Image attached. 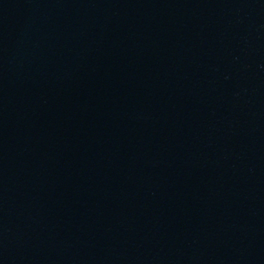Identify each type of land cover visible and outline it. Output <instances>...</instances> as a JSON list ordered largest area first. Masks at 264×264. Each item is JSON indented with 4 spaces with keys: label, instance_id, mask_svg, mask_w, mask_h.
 <instances>
[{
    "label": "water",
    "instance_id": "95a60500",
    "mask_svg": "<svg viewBox=\"0 0 264 264\" xmlns=\"http://www.w3.org/2000/svg\"><path fill=\"white\" fill-rule=\"evenodd\" d=\"M0 264H264V0H0Z\"/></svg>",
    "mask_w": 264,
    "mask_h": 264
}]
</instances>
